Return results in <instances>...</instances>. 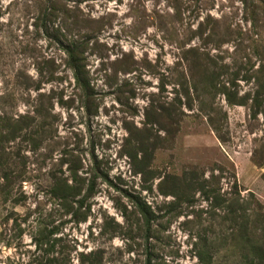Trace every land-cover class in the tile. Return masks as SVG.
Segmentation results:
<instances>
[{"label": "rangeland", "instance_id": "obj_1", "mask_svg": "<svg viewBox=\"0 0 264 264\" xmlns=\"http://www.w3.org/2000/svg\"><path fill=\"white\" fill-rule=\"evenodd\" d=\"M259 78L264 0H0V264H264Z\"/></svg>", "mask_w": 264, "mask_h": 264}, {"label": "trees", "instance_id": "obj_2", "mask_svg": "<svg viewBox=\"0 0 264 264\" xmlns=\"http://www.w3.org/2000/svg\"><path fill=\"white\" fill-rule=\"evenodd\" d=\"M258 81V83H259V88H258V91H257V97H258V99H257V102H258V104L260 105V106H262L263 104H264V81L263 80H261L260 78H259V80H257ZM237 96L236 95H231V94H228V101L231 103V104H243V102L241 101V100H239L238 98H236ZM263 113H264V111H262ZM219 137V136H218ZM177 188V187H176ZM200 188L203 190V191H205V187H204V185H200ZM209 193V196H211L210 194L212 193L211 191H209L208 192ZM258 225V224H257ZM243 228H244V226L243 225H238V228H237V230H238V232H240V230L242 231L243 230ZM256 229H257V227H256ZM261 229L264 231V227H261ZM263 236H264V234H263ZM45 240H50V238L49 239H45ZM244 249V248H243ZM241 251H242V253H244V251L242 250V249H240ZM51 251V249L50 248H48V251H47V253H49ZM253 251H255V245L253 244L251 247H250V252H253ZM248 252V254H249V250L247 251ZM260 252H262V253H264V249H262ZM248 254H246L245 256H244V258L245 259H247L246 257L248 256ZM250 255V254H249ZM87 258V257H86ZM48 261H49V263H51V262H54V263H56V261H57V259L56 258H53V259H48ZM82 262L84 263V260L82 259ZM48 262H47V264H49ZM64 263V262H63ZM63 263H61V264H63ZM67 264V263H66ZM148 264H152L151 263V260H149V263ZM259 264H261V263H259Z\"/></svg>", "mask_w": 264, "mask_h": 264}]
</instances>
